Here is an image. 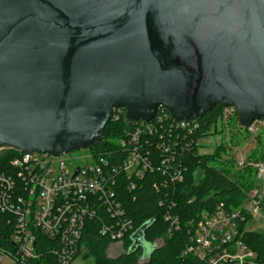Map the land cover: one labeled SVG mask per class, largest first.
I'll return each mask as SVG.
<instances>
[{
  "label": "water",
  "instance_id": "water-1",
  "mask_svg": "<svg viewBox=\"0 0 264 264\" xmlns=\"http://www.w3.org/2000/svg\"><path fill=\"white\" fill-rule=\"evenodd\" d=\"M161 105L264 121V0H0V148L89 149Z\"/></svg>",
  "mask_w": 264,
  "mask_h": 264
},
{
  "label": "built area",
  "instance_id": "built-area-1",
  "mask_svg": "<svg viewBox=\"0 0 264 264\" xmlns=\"http://www.w3.org/2000/svg\"><path fill=\"white\" fill-rule=\"evenodd\" d=\"M126 111L118 108L111 118L126 120ZM237 114L235 107H225L223 121L227 124ZM256 122L248 126L253 135L259 132ZM200 128L198 120L176 121L161 105L152 119L130 125L116 150L97 155L87 152L77 157L81 164L72 162L73 152L54 156L15 149L18 153L0 171V219L11 227L0 236V264H51V257H43L37 247L40 236L55 243L51 253L58 258L57 264H78V255L85 251L81 239L88 221L96 222L98 233L112 244L123 245L135 223L119 195V181L125 178L128 188L135 189L136 181L159 174L161 183L183 184L189 152L206 139H197ZM6 148L10 147L0 150ZM241 150L235 149L237 167L253 166L259 185L247 206L228 209L220 202L198 221L188 220L190 242L183 255L199 264H259L240 223L263 209L264 160L248 163ZM176 205L172 200L165 213L170 234L181 229L179 216L171 213ZM57 242L62 246L57 247Z\"/></svg>",
  "mask_w": 264,
  "mask_h": 264
},
{
  "label": "trees",
  "instance_id": "trees-1",
  "mask_svg": "<svg viewBox=\"0 0 264 264\" xmlns=\"http://www.w3.org/2000/svg\"><path fill=\"white\" fill-rule=\"evenodd\" d=\"M230 120L227 124L223 121V107L220 105L198 120L201 128L196 134L197 139L223 135L226 126L230 146L225 136L213 153H200L205 144L194 146L186 160L187 173L183 184L173 187L171 183L170 185L161 183L163 178L159 174H151L143 181H136L135 189L128 188L125 178L120 180L119 195L127 215L135 223L134 232L127 235L123 241L124 252L111 257L108 249L112 241L98 233L96 222L88 221V227L81 239V248L84 247L85 251L78 257L90 261V264H139L141 260L146 261L144 264H199L197 259L183 255L190 242L187 232L188 220L195 218L198 221L203 212L212 211L220 202L225 203L228 209L243 207L245 201L249 199V193L259 185L257 171L253 166L239 168L235 153L228 159H224L223 155H228L229 147H244L249 139L254 138L256 145L249 152L246 161L248 163L263 161L264 138L260 132L253 136L248 127L239 122L238 114ZM230 123L236 126V130L230 129ZM129 128L130 125L124 118L118 121L111 118L103 129V141L95 144L90 150L96 155L116 150L119 139ZM17 153L18 151L13 148L5 149L0 155V171L7 168L9 160ZM172 200H175L177 205L171 213L179 216L181 229L170 234L165 213ZM161 201L165 202L164 206L160 205ZM250 218L247 216L246 220L240 223L241 229H245ZM144 225L148 226L143 235L145 246L139 245L131 250L135 243V233ZM10 228V225L0 219V236ZM244 240L257 253L259 264H264V233L247 231ZM56 245L60 247L62 243L57 242ZM54 246V242H49L43 236L39 237L37 247L44 254L43 257H51V259L49 257L51 264H57L58 261L51 253ZM148 247L150 248L147 249Z\"/></svg>",
  "mask_w": 264,
  "mask_h": 264
},
{
  "label": "rangeland",
  "instance_id": "rangeland-1",
  "mask_svg": "<svg viewBox=\"0 0 264 264\" xmlns=\"http://www.w3.org/2000/svg\"><path fill=\"white\" fill-rule=\"evenodd\" d=\"M231 123H233V121L230 120ZM231 125V128L232 130H236V126L235 125ZM256 127L259 129V132L261 133V135L263 136L264 138V121H257L256 122ZM243 130V133L245 132L244 129ZM228 132V128L225 126V132L223 135H210L208 138L204 139L202 141L203 144H205L206 146L203 147L201 149V152L202 153H206V154H209V153H213L216 146L222 142V140L224 139V136H225V139L227 140V143L228 145L230 146V141H229V134L227 133ZM254 136V135H253ZM256 145V142L254 140V138L252 139H249V141L246 143V145L244 147H241L242 150H241V155H243L245 158L248 156L249 152L254 149ZM229 153L228 155H223V158L224 159H228L232 157V153H235V147H229ZM4 151L3 149L0 150V152ZM92 150L90 149H85V150H76L72 153V156H73V159H72V162L73 163H76V164H81L83 163V161L79 160L77 157L80 156V155H85L87 152H90ZM93 152V151H92ZM75 157V158H74ZM238 168H236L237 170ZM256 190V189H255ZM255 190H253L251 193H249V199H247L245 201V206L248 205L249 203V200H250V197L253 195V193L255 192ZM245 231H253V232H259V233H264V209H261L260 210V214L259 215H256L252 218L249 219V221L247 222V224L245 225ZM123 251V245L122 243H113L110 245L109 249H108V254L111 256V257H116L118 256L119 254H121ZM78 264H90V261L88 260H85L83 259L82 257L78 258ZM146 261L145 260H141L139 264H144Z\"/></svg>",
  "mask_w": 264,
  "mask_h": 264
},
{
  "label": "flooded vegetation",
  "instance_id": "flooded-vegetation-1",
  "mask_svg": "<svg viewBox=\"0 0 264 264\" xmlns=\"http://www.w3.org/2000/svg\"><path fill=\"white\" fill-rule=\"evenodd\" d=\"M122 252H124V249H123V251Z\"/></svg>",
  "mask_w": 264,
  "mask_h": 264
}]
</instances>
